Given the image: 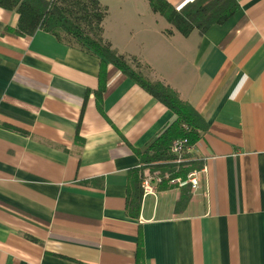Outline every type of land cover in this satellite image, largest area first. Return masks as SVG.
<instances>
[{
	"label": "crops",
	"instance_id": "obj_1",
	"mask_svg": "<svg viewBox=\"0 0 264 264\" xmlns=\"http://www.w3.org/2000/svg\"><path fill=\"white\" fill-rule=\"evenodd\" d=\"M99 1L111 46L206 121L187 149L198 186L158 187L130 215V171L175 114L112 64L99 108L96 55L1 27L0 264H264V0L188 36L147 0Z\"/></svg>",
	"mask_w": 264,
	"mask_h": 264
},
{
	"label": "trees",
	"instance_id": "obj_2",
	"mask_svg": "<svg viewBox=\"0 0 264 264\" xmlns=\"http://www.w3.org/2000/svg\"><path fill=\"white\" fill-rule=\"evenodd\" d=\"M147 1L152 12L161 15L183 36H188L193 30L202 34L211 25L224 23L239 8L236 0H191L179 8L167 0ZM0 8L13 11L18 16L15 28L1 23L0 28L19 36L33 35L42 30L67 46L99 58V87L95 92L99 108L105 88V68L112 64L175 114L174 121L159 133L144 152L138 154L139 167L130 171L126 202V210L130 215L137 217L140 212L144 169L161 174L160 188L178 185L169 183V179L187 180L195 164L187 149L207 131V123L172 87L144 76L136 58L120 54L111 46L104 37L103 22L108 14L106 5L99 0H0ZM166 33H171V29H167ZM0 126L15 129L6 123L0 122ZM179 140L185 142L184 148L179 153H173L172 144ZM188 185L187 182L183 186ZM186 199L182 195L180 202Z\"/></svg>",
	"mask_w": 264,
	"mask_h": 264
},
{
	"label": "built area",
	"instance_id": "obj_3",
	"mask_svg": "<svg viewBox=\"0 0 264 264\" xmlns=\"http://www.w3.org/2000/svg\"><path fill=\"white\" fill-rule=\"evenodd\" d=\"M184 144L185 142L183 140L175 141L172 144L171 151L173 153H179L183 150ZM165 177H167V175H165ZM161 182L162 176L158 171L150 172L148 168L143 170V194L155 192ZM187 182L191 184L192 188H196L198 186V179L195 172L190 173L186 181H180L178 179H169V183H178V185L180 186L186 184Z\"/></svg>",
	"mask_w": 264,
	"mask_h": 264
},
{
	"label": "rangeland",
	"instance_id": "obj_4",
	"mask_svg": "<svg viewBox=\"0 0 264 264\" xmlns=\"http://www.w3.org/2000/svg\"><path fill=\"white\" fill-rule=\"evenodd\" d=\"M134 65V64H133ZM144 73V72H143ZM146 73V72H145Z\"/></svg>",
	"mask_w": 264,
	"mask_h": 264
}]
</instances>
